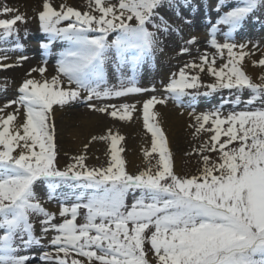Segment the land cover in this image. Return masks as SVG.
I'll return each mask as SVG.
<instances>
[{
	"label": "snow or ice",
	"instance_id": "obj_1",
	"mask_svg": "<svg viewBox=\"0 0 264 264\" xmlns=\"http://www.w3.org/2000/svg\"><path fill=\"white\" fill-rule=\"evenodd\" d=\"M192 7V0H87V10L81 11L42 0V66L32 68L18 97L0 107V264L37 259L40 264H264V75L257 82L245 70L246 59L264 68V58L252 59L259 42L236 40L264 11V0L210 4L217 15L208 21L214 52L184 63L167 83L160 82L163 95L142 103L143 126L151 134L144 170L127 171L125 137L111 129L91 138L108 143L106 167H89L86 154L58 166L55 112L83 103L92 112L131 121L136 104L95 102L156 93L155 86H139L141 68L163 52L162 35L179 34L165 12L179 18L176 9ZM0 17H9L0 18V68L22 66L27 56L18 64L4 61L8 52L23 51L17 25H26L27 16L4 5ZM196 42L193 37L186 43ZM57 43L63 50L49 78L48 57ZM10 44L15 47H4ZM190 52L188 46L181 49L182 55ZM218 59L224 61L219 66ZM110 70L116 83L110 82ZM204 74L212 82L205 83ZM224 90L230 95L218 105L196 111L201 97ZM169 102L191 109L194 138L208 134L187 153L200 157L198 175L174 170L156 110ZM41 186L46 199L37 193ZM62 188L71 195L63 193L61 199ZM49 202L59 204L58 212L45 207ZM33 248L43 249L38 257Z\"/></svg>",
	"mask_w": 264,
	"mask_h": 264
},
{
	"label": "rangeland",
	"instance_id": "obj_2",
	"mask_svg": "<svg viewBox=\"0 0 264 264\" xmlns=\"http://www.w3.org/2000/svg\"><path fill=\"white\" fill-rule=\"evenodd\" d=\"M115 2V0H114ZM215 3V0H192V10L187 8H181L179 13H182V16L179 18L177 15H173L174 19L178 22L179 20L181 23L188 25L189 28H192L194 31L196 18H200L204 25H206V32L209 34L210 32V24L208 23L209 18L212 21H215L217 18L216 13L210 7V4ZM202 4L205 6V10L198 12L195 7ZM4 5L8 7L18 9L21 14H25L27 16L28 22L27 24H18L17 27L20 29V43L25 46L23 47V51H10L7 55L10 57L14 56L15 54H21L28 52V48H31L32 45L36 46V49L39 51L41 49L40 44L42 42H46L45 35L41 32L40 28H36V24L39 26L38 20V9L37 4L32 2L31 0H0V8ZM197 5V6H196ZM37 6V7H35ZM41 7V6H40ZM176 12L177 9H176ZM199 16V17H197ZM0 18H9V17H0ZM185 18L191 21V23H185ZM257 20L256 28L252 34L248 35L245 31L247 30L248 23L243 27V29L237 34L236 40L239 42H244L245 40H250L253 42H259L260 48L255 51L253 55L254 60H259L264 58V39H259V36L264 38V11L257 13ZM197 25V23H196ZM191 29V30H192ZM25 31H27V35H25ZM198 33V31H195ZM177 32H172L168 35H162L163 39V51H171L174 52V57L176 56L177 60L172 66H169L167 72H174L178 71L180 67L184 65V63L193 60L194 58L198 57V55L202 54L204 51H208L209 53H213L214 50L208 46V41L210 40V35L202 36L201 38H205L199 42H196L194 45H187V41L192 39V37H187L185 35V39L182 42V48L188 46L191 49L190 54H181V49L177 47L175 42H169V40H173L172 36H175ZM181 34L179 31L178 36ZM218 39L222 40V37H218ZM179 46V45H178ZM4 47L14 48V44L4 45ZM180 49V50H179ZM30 50V49H29ZM63 50V45L60 43L53 45V54L48 57V63H52L53 65L56 64V59L59 51ZM4 53H0L3 55ZM43 56V51H42ZM219 60V59H218ZM249 59L245 60V70L248 75H250L249 70H251L250 65L247 64ZM160 64H162L160 62ZM155 61H148L146 62L140 71L139 75V86L143 88H151L155 86L157 89L156 93L146 92L138 95H133L130 97L120 98L119 100H112V101H96L97 104L103 103H129V104H136L137 111L133 113V115H140L142 116V103L143 101L147 100L152 95H163L161 81L167 83L168 79H165V76L162 74L161 68L159 66H155ZM260 68V67H259ZM21 67H12L8 69L0 68V105L2 107L11 100H14L18 97V88L23 82L26 77V70L21 75L15 76L14 79L10 77L12 71L21 70ZM264 69V68H263ZM251 76V75H250ZM110 79L111 83H116L115 79ZM213 80V79H212ZM212 80L204 79L205 83H208ZM255 80V79H254ZM259 80V79H258ZM259 82V81H257ZM230 93L227 90H224L220 93L214 94L210 98L201 97L196 105L197 112H203L212 109L214 106L218 105L221 101V97H227ZM245 96L248 95L247 92L244 93ZM15 105L13 106V108ZM159 108H171L173 109V117L175 119L179 118L181 121L182 126L179 130L178 136L174 140H170L169 134L167 132V128L165 133L168 137L169 147L173 153V160H174V170L178 175L181 176H192L198 175L199 170L202 167V163L200 161V157L197 155L189 156L187 155L188 152L192 151L195 147H198L199 144L204 140L203 135L200 139H196L193 136V129L189 127L192 123V119L190 116L185 115L186 110L190 108H180L176 106L174 103L169 102L167 106H157V111ZM12 110V109H10ZM176 110L179 113H176ZM23 112V110H21ZM61 113L65 116H69V122L63 123L60 119H55L56 128H57V162L58 166L63 168L67 164L71 162L70 157L78 155L79 151H82V154H86L87 159L86 163L89 167H106L109 162V155L108 149L109 145L107 142L103 141H91L92 136L94 135H102L105 134L108 129H111L113 133L119 132L120 135L125 137L124 141L121 144V147L124 148V152L122 153L124 159L126 160V169L130 174H138L140 171L144 170L147 167V162L144 157V150L151 148V134L145 129H132L128 126V122L114 120L111 117L92 112L85 104L77 103L74 104L71 108H67L65 110H57L55 113ZM189 112V113H190ZM143 119V118H142ZM182 119V120H181ZM65 122V121H64ZM93 124V126L91 125ZM58 129H61V133L58 132ZM171 134V132H170ZM80 143V148H77V143ZM85 144H88V148L85 151ZM212 157L216 158V153H211ZM133 159V160H132ZM133 161L131 164L130 161ZM155 163V160H153ZM38 195L46 199V189L45 187L41 186L37 188ZM61 199H63V193H68L71 195V192L67 188H62L60 190ZM132 198L129 197V203H131ZM46 208H53L59 210V204L57 202H49L45 204ZM82 222L78 220V223ZM36 231L39 234L40 225L37 221L36 223ZM50 239V237H49ZM49 241L45 240L44 245L47 247ZM43 249L41 248H33L32 252L37 257L42 252ZM151 255V254H150ZM40 261L34 260L32 264H39Z\"/></svg>",
	"mask_w": 264,
	"mask_h": 264
},
{
	"label": "bare ground",
	"instance_id": "obj_3",
	"mask_svg": "<svg viewBox=\"0 0 264 264\" xmlns=\"http://www.w3.org/2000/svg\"><path fill=\"white\" fill-rule=\"evenodd\" d=\"M31 1L37 4L38 7L37 6H35V7L39 8L38 11L42 10V8L40 7L42 5V0H31ZM210 1H212V0H210ZM53 3L55 5H57V6H59L61 3H66V4H68V5L72 6V7L77 8L78 10H81V11L87 10V0H53ZM195 8H196V10L198 12H201V11L205 10V6H203L202 4L198 5ZM180 10H181V8L177 9L178 12H180ZM165 15L172 22V24L179 31H181V34L179 36L177 34L175 36H172L173 40H169L168 43L169 42H175L177 44L176 46L179 47L180 49H182V42L185 39V35H186V39H187V37L188 38L189 37H192V38L194 37L197 42L205 39V38H201L202 36H200V35H204L205 37L209 35L206 32V30H205L207 28H206V25H204V23L202 22L201 15H200V18H196L197 25L195 23V27H196L195 31H198V33H196L192 28H189L188 25H186L184 23L182 24L180 20L177 22L173 18L174 14H173L172 11L165 12ZM197 17H199V16H197ZM256 22H257V20H250V23L247 22L248 25L246 27L247 30L245 32L248 35L252 34L253 31L255 30ZM37 27H39V26L36 24V28ZM259 39L263 40L264 38H262V36L261 37L259 36ZM22 55L23 56H27L28 59L24 60L22 62V66H16V67H21L22 68L21 70L12 71L11 72L10 77L12 79H14L15 76H17V75L23 74V72H25L24 70H26V73H28L32 68H36V67L42 66V61L44 59V56H42V51L41 50L38 51L36 49V46H33V45H32L31 48H28V52L21 53V54L20 53L19 54H15L14 56L11 57V59L4 61V63H6V64H18L19 63V57L22 56ZM252 59L254 60L253 56H252ZM176 60H177V58H176V56L174 57V52H171V51L164 52L163 51V52H158L156 54L155 60H149V61H155L156 62L155 66H159L161 68L162 74L165 76V79H168L172 72H167L168 70H166V69H168L169 66H172L175 63ZM160 62L162 64H160ZM223 62L224 61L217 60V65L219 66ZM247 64H249L250 67H251L250 68L251 70H249V72H250L249 74L251 75V77H253V79H255L256 81H259L258 80L259 76L260 75H264V69L253 66L252 63H251V60H249L247 62ZM47 68H48V71H47L46 75L49 78H51V76L55 75V73H56L55 65H53L52 63H48ZM174 72H176V71H174ZM33 76L35 78H37V79H40L38 74L34 73ZM26 77H27V74H26ZM109 78L115 79V75L112 74L111 70H110V73H109ZM202 79L203 80L204 79L212 80L213 78L208 76V75H206V74H204V75H202ZM210 82H212V81H210ZM0 107H2V104L0 105ZM7 111L11 112L12 110L7 109ZM158 112L160 113L159 120H160L162 126L165 129L167 128V132L169 134L170 140H174L178 136L179 130L181 129L180 128L182 126L181 121H179V118L175 119L173 117V109H171V108H163V109L159 108ZM189 112L190 111L188 109V110H186V113H184V114L187 115V116H190ZM176 113H179V112L176 110ZM68 117L69 116H65L64 114H61L59 112L55 113V119H57V118L60 119L61 118L60 120L63 123H66V122L70 123L69 119H67ZM21 119H23L22 115H21ZM91 125L93 126V124H91ZM128 126L130 128H132V129L141 130V128L143 127V119H142L141 113H140L139 116L138 115H135V116L133 115V119L128 122ZM58 132L61 133V129H58ZM170 132H171V134H170ZM203 138H204V140H206L208 138V134H204ZM80 143H82V141H79L77 143V148H80L79 147V146H81ZM80 154H82L81 150L79 151L78 155H80ZM132 160L130 161L131 164L133 163ZM49 210L53 211V212H58L57 209H53V208H49Z\"/></svg>",
	"mask_w": 264,
	"mask_h": 264
}]
</instances>
